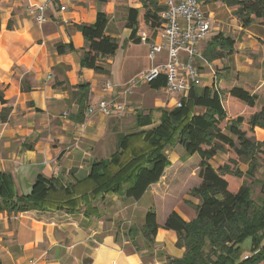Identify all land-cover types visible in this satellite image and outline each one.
Returning a JSON list of instances; mask_svg holds the SVG:
<instances>
[{
    "label": "crops",
    "instance_id": "1",
    "mask_svg": "<svg viewBox=\"0 0 264 264\" xmlns=\"http://www.w3.org/2000/svg\"><path fill=\"white\" fill-rule=\"evenodd\" d=\"M44 1L31 3L42 5ZM156 2L159 5L161 0ZM65 7L61 12L57 2H49L44 10L45 21L38 24L25 4L0 0V91L6 101L5 105L0 104V113L7 109L5 120L0 119V173L10 175L17 196L28 194L37 177L55 179L64 188L84 180L93 162L107 159L116 151L117 135L153 129L160 124L163 111L175 109L177 97L167 94L164 88L152 90L148 84H140L130 96L119 98L123 102L128 99V104L134 106L128 113L134 115V131L122 132L125 121L120 116L100 115L97 104L118 96L117 90L103 91L104 84L111 82L109 67L115 55L103 59L107 75L82 68L80 57L85 41L77 26L93 24L98 12L106 16L105 34L117 41L118 49L122 47L124 58L134 69V74L111 82L115 86H122L156 66L147 58L148 46L130 39L131 31L125 26L127 9L139 10L135 38L138 32L152 31L142 18L139 21L143 11L135 0H69ZM226 10L233 21L230 37L235 40L234 53L223 60L229 67L228 79L214 81L211 73L205 72L203 79L210 82L203 85L214 83L222 91L237 86L257 95L261 105L245 109L247 120L264 103V28L258 21L242 28L231 11ZM204 13L211 25L215 13ZM220 23L211 25V31L222 32L217 26ZM59 45L71 46V50L59 54ZM164 55L162 52L160 56ZM211 64L220 66L222 62L216 60ZM82 84L89 85L88 107L84 121L76 123L73 117L78 105L71 92ZM137 113L150 114L152 123L137 128ZM258 131L264 136V129L255 128V135ZM168 159L171 165L164 174L169 171L172 175L175 159ZM176 159H182L180 167L186 171L195 168L198 173L199 160L194 156L178 155ZM194 160L198 163L192 168L189 164ZM163 178L164 175L138 201L105 195L94 203L98 211L95 217L64 211L0 213V264H166L167 257L181 258L184 250L176 248L175 233L163 229V225L172 211L186 222L195 218V212L187 205H165L159 214L149 201L152 189ZM150 207L156 209L158 229L153 246L146 247L141 236L129 231L141 225ZM134 215L139 226H133ZM125 223L127 229H123Z\"/></svg>",
    "mask_w": 264,
    "mask_h": 264
},
{
    "label": "trees",
    "instance_id": "2",
    "mask_svg": "<svg viewBox=\"0 0 264 264\" xmlns=\"http://www.w3.org/2000/svg\"><path fill=\"white\" fill-rule=\"evenodd\" d=\"M141 5L144 24L152 31L160 27L159 14L162 7L156 0H135ZM218 3L231 10L242 28L254 21L264 28V0H203L202 4ZM139 10L127 9L126 28L130 39L139 41ZM106 16L98 12L93 24L78 25L85 46L81 51L80 66L96 74L107 75L103 59L112 57L118 50L115 39L105 34ZM235 40L223 32L215 33L207 42L203 56L208 62L225 60L234 53ZM71 46L59 45L56 51L63 54ZM152 90L165 87V76L160 75L148 83ZM71 97L78 105L73 120L82 123L88 105L89 85L73 87ZM24 90V89H23ZM229 96L254 108L258 97L242 87L233 86L227 91L212 87L190 90L181 108L163 111L160 124L150 130L134 134L117 135L116 151L109 158L95 161L89 175L82 181L61 187L57 180L37 177L30 192L17 196L13 192L10 175L0 173V213H24L29 211H64L82 213L86 217L98 215L94 203L111 194L122 199L138 201L157 184L171 163L166 148L178 146L185 157L199 158V184L192 188L189 196L197 201L186 200L185 204L195 212V218L184 221L175 211L167 216L163 229L176 235L175 246L183 249L181 258H166V264H264V187L262 198L253 202L247 180H253L260 162L264 161V142L254 137V129H264V103L261 108L244 119V115L231 118L226 114L222 96ZM0 104L5 105L0 91ZM201 109L196 112V109ZM4 108L0 119L5 120ZM152 118L137 113V128L150 125ZM224 148L235 158L227 164L214 168L212 161ZM247 166L246 171L237 168V163ZM226 176L242 179L236 191L229 189ZM156 211H146L141 225L133 232L141 236L146 247L154 244L158 225ZM250 241L248 254L241 245ZM132 241V239H131ZM245 255H249L244 259Z\"/></svg>",
    "mask_w": 264,
    "mask_h": 264
},
{
    "label": "built area",
    "instance_id": "3",
    "mask_svg": "<svg viewBox=\"0 0 264 264\" xmlns=\"http://www.w3.org/2000/svg\"><path fill=\"white\" fill-rule=\"evenodd\" d=\"M27 6L29 14L38 24L45 21L44 10L51 1L57 2L59 11L66 10L69 0H45L42 5H33L31 0H10ZM162 10L159 14L160 27L155 33L138 32V39L148 46L147 58L156 66L149 71L141 72L122 86L106 82L105 92H118L117 97L105 99L97 104L96 111L104 116H122L126 105L119 98L132 94L140 84H148L160 75L165 76V91L177 97L175 108H181L191 89L203 87V76L210 72L211 63L203 56L199 46L211 33L209 17L197 0H161ZM164 52V56H160ZM207 85L204 87H212ZM249 255H245L247 259Z\"/></svg>",
    "mask_w": 264,
    "mask_h": 264
},
{
    "label": "rangeland",
    "instance_id": "4",
    "mask_svg": "<svg viewBox=\"0 0 264 264\" xmlns=\"http://www.w3.org/2000/svg\"><path fill=\"white\" fill-rule=\"evenodd\" d=\"M201 10L204 12H208L209 14H211L212 12L215 13V17H213L211 20V25H215L216 22H221L220 24H218L217 26L221 27L220 31L222 30V32L225 35L230 36L232 34V31L234 32V28L232 26V18H229L226 7L222 6L218 3H209V4H214L212 6H210V8H206L205 6L208 5H203L202 1L203 0H197ZM228 9V8H227ZM231 11V10H229ZM231 14V13H230ZM208 15V14H207ZM232 16V15H231ZM233 17V16H232ZM142 17H140L139 21L142 22L141 20ZM225 25V26H224ZM217 33L216 31H211L209 37L206 39L205 42H203L201 49L203 50L207 44V42L210 40V38ZM131 50H128L127 53H130ZM124 50L122 49V47H119V49L116 51L115 56L112 58V63L110 64V71L112 73V78L110 79L111 82H115L119 81V79L124 76V75H132L134 74L133 72V65H129L128 61H127V57L124 58ZM126 59V62H125ZM222 64L219 66L217 64H211L212 66V70L214 71L213 74V78L214 81L216 80H227L229 75V67L224 64V61H221ZM220 67V68H219ZM204 84H208L209 79L208 78H204L203 79ZM210 82V81H209ZM230 84V83H229ZM219 86H221V81L219 83ZM227 91V90H224ZM130 96V95H127ZM146 99L147 97L144 96ZM238 104H237V103ZM125 105H126V111L125 113L120 116V119H123L124 122V128L122 129L123 133H128V132H132L134 131V122H132L134 115H130L128 113H130V109L133 108L134 106L132 104H128V99L127 101H124ZM222 103L224 104V108L226 110V114L228 116H232V115H236L238 114V116L245 114L243 117L244 119H246L247 116V112L245 113V109H247V107L241 103L238 102L237 100L230 98L229 96H222ZM260 103H256V109L260 107ZM243 107V108H242ZM244 109V110H243ZM260 132L258 131V134L255 135L254 137L257 141L259 142H264V136L259 134ZM165 153L167 155V157H170L172 159H175V162L173 164L172 168V175H169V171L166 172L164 174V178L162 179V181L152 189V199H150V203L152 204V206H156L157 210L159 212V214L162 212V208L167 205V207L169 208L170 206H183L186 205L185 201L186 200H190L194 203H196L197 201L193 198H191L189 196V192L192 189V187L194 188L195 185H197L199 183V179L197 177V170L193 167H195L197 165V161L194 160L192 162H190V166H192L193 171H186L184 168L180 167V162L179 160L182 161V159H176V157L178 155H183V152L181 150V148H179L178 146H172V147H168L165 150ZM195 159L199 160L198 156L194 155ZM235 158L234 154L228 150L227 148H224L223 151H220L217 156L210 161L211 165L214 168H217L218 166L222 165V164H227L229 162V159ZM194 159V158H193ZM182 166V165H181ZM170 168V169H171ZM237 168H239L241 171H246L247 166L244 165L243 163L238 162L237 163ZM171 174V173H170ZM228 181L229 184V189L231 191H236L239 186L241 185L242 179H235L231 176H226L225 177ZM247 184L250 187V198L253 202L257 203V201H259L262 198V189L264 187V161L262 160L260 162V165L258 167V170L256 171L255 175H254V179L253 180H247ZM148 197V196H147ZM154 206V207H155ZM188 206V205H187ZM140 208H142V205H140ZM153 208V207H150ZM149 208V209H150ZM154 210H156L155 208H153ZM133 221L134 224L133 226H139L140 222L138 221V217L134 215L133 217ZM139 222V224H137ZM128 224H124L123 225V229H127ZM242 250L244 251V254H248L246 252H249L250 249V241L246 240L242 245H241ZM148 260V259H146ZM145 260V261H146Z\"/></svg>",
    "mask_w": 264,
    "mask_h": 264
}]
</instances>
